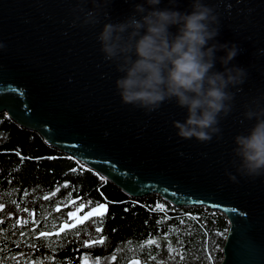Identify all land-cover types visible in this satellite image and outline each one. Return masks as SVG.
Segmentation results:
<instances>
[{
    "label": "water",
    "instance_id": "95a60500",
    "mask_svg": "<svg viewBox=\"0 0 264 264\" xmlns=\"http://www.w3.org/2000/svg\"><path fill=\"white\" fill-rule=\"evenodd\" d=\"M202 2L220 20L219 34L208 46L235 44L239 51L228 67L247 73L243 84L229 87L236 95L231 113L218 117L219 137L208 142L180 138L173 122H184L188 112L175 98L151 113L122 102L116 81L125 74L105 60L98 36L106 23L133 15L142 19L138 4L154 10L146 0H0V44L5 45L0 48V112L37 130L129 195L158 193L174 205L224 212L229 229L221 264H264V175L243 176L233 164L234 159L239 163L235 137L249 134L256 123L244 113L258 110L254 101L264 108V0ZM80 8H95L99 23L85 24ZM155 8L191 14L193 0H161ZM169 31L175 35L178 26ZM215 56L213 71L223 72L220 58L226 52ZM99 204L108 210L107 203ZM99 204L40 234H60L103 215L107 211H93Z\"/></svg>",
    "mask_w": 264,
    "mask_h": 264
},
{
    "label": "trees",
    "instance_id": "16d2710c",
    "mask_svg": "<svg viewBox=\"0 0 264 264\" xmlns=\"http://www.w3.org/2000/svg\"><path fill=\"white\" fill-rule=\"evenodd\" d=\"M72 202H86L83 210L105 202L108 210L41 235L67 219ZM228 229L220 210L127 194L0 112V264H81L84 256L108 264H221Z\"/></svg>",
    "mask_w": 264,
    "mask_h": 264
},
{
    "label": "clouds",
    "instance_id": "9594fccd",
    "mask_svg": "<svg viewBox=\"0 0 264 264\" xmlns=\"http://www.w3.org/2000/svg\"><path fill=\"white\" fill-rule=\"evenodd\" d=\"M146 3L154 10L138 4L135 11L143 14L142 19L133 15L125 22L106 23L98 36L105 60L114 61L117 70L125 74L116 81L122 102L151 113L165 100L175 98L188 112L184 122H173L180 138L208 142L213 136L219 137L222 129L218 117L231 113L236 95L229 87L243 84L247 76L242 68L228 67L238 54L237 46L218 43L208 46L219 34L220 20L215 9L202 0H193L191 14L155 8L161 0ZM79 11L84 14L85 24L99 23L95 8ZM172 25L178 26L175 35L169 31ZM4 47L0 44V48ZM218 50L226 52L220 58L223 72L213 71ZM254 102L258 110L249 108L244 115L249 120L255 118L256 123L249 134L235 137L233 149L239 158V163L234 159L233 164L241 175L248 177L264 175V108ZM226 174L230 180H237L234 174Z\"/></svg>",
    "mask_w": 264,
    "mask_h": 264
},
{
    "label": "rangeland",
    "instance_id": "374dc122",
    "mask_svg": "<svg viewBox=\"0 0 264 264\" xmlns=\"http://www.w3.org/2000/svg\"><path fill=\"white\" fill-rule=\"evenodd\" d=\"M86 206H87L86 202H72V209L69 210L68 217L65 220L74 218L76 214L79 211L83 210ZM70 214H74V215H70ZM109 261H110L109 258L101 259V258H94L90 256H84L81 264H108ZM38 264H43V263H38ZM127 264H141V262L137 259H133L129 261Z\"/></svg>",
    "mask_w": 264,
    "mask_h": 264
},
{
    "label": "snow or ice",
    "instance_id": "6c2138e0",
    "mask_svg": "<svg viewBox=\"0 0 264 264\" xmlns=\"http://www.w3.org/2000/svg\"><path fill=\"white\" fill-rule=\"evenodd\" d=\"M99 209H103L105 212L107 211V205L106 204H99L97 208H94L93 211L99 212ZM91 213H89L90 215ZM70 215H74V214H70ZM73 225H65V227H72ZM41 235H44L43 233ZM99 242H103L102 240Z\"/></svg>",
    "mask_w": 264,
    "mask_h": 264
}]
</instances>
